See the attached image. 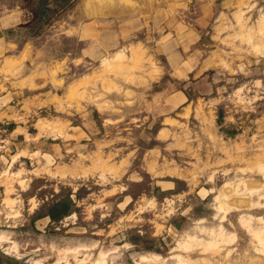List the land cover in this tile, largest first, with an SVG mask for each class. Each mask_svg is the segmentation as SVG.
<instances>
[{"label": "clouds", "instance_id": "9594fccd", "mask_svg": "<svg viewBox=\"0 0 264 264\" xmlns=\"http://www.w3.org/2000/svg\"><path fill=\"white\" fill-rule=\"evenodd\" d=\"M60 4L0 0V33L9 26L13 30L12 37L0 36V51L21 56L30 49L35 63L22 65L23 71L47 73L49 83L51 68L64 63L66 70L57 79L65 83L52 89L65 97L79 85L75 101L63 108L62 127L39 121L31 125L38 133L29 135L28 118L35 113L19 115L11 109L17 128L0 133V186L5 189L0 194V261L169 264L175 257L166 260L147 250L153 241L160 246L166 239L163 231L146 228L139 219L141 210L151 207L137 208L130 222L121 213L132 196L123 194L140 185L175 187L158 179L165 175L183 180L195 174L214 181L213 157L227 155L232 141L215 126L213 113L222 106L220 127L228 128L238 124V114L242 121L264 101V0ZM124 29L131 32L127 38ZM136 29L142 30V39ZM141 45L148 53L137 59L133 49ZM9 99L0 102V112L9 111ZM70 119L80 127L73 128ZM257 123L264 124V118ZM19 134L24 142L16 144ZM49 139L60 145L45 149ZM250 141L248 150L264 156V134ZM188 195L182 192L169 201L180 216L192 209L190 204L181 211ZM137 200L147 203L143 191ZM127 229L135 231L126 234ZM167 232L174 235L171 228Z\"/></svg>", "mask_w": 264, "mask_h": 264}, {"label": "rangeland", "instance_id": "374dc122", "mask_svg": "<svg viewBox=\"0 0 264 264\" xmlns=\"http://www.w3.org/2000/svg\"><path fill=\"white\" fill-rule=\"evenodd\" d=\"M220 2L221 0H217V3ZM68 6V0H61L60 7ZM135 31L140 33L138 38L142 39V30ZM130 34L128 29H124L126 38ZM0 36L12 37L11 26L0 33ZM147 53L148 49L143 48L142 45L133 49V55L137 59L146 56ZM30 63H35L30 49L24 51L21 56L13 55V52L8 50L0 51V102L4 97L10 96L7 102L9 111L0 112V133L11 134L17 128L11 109H16L19 115L35 113V117L28 118L29 135L38 133V129L31 125L39 121H44L53 128L62 127L65 121L63 108L65 104H72L76 99V88L79 85L74 86L66 97L62 90L52 89L53 84L65 83L62 78L57 79L66 70L64 63H57L51 68V83L48 81L47 73L31 75L25 73L21 66ZM208 71H211V68ZM191 77L192 74L189 78ZM239 79L243 80L242 77ZM258 103L260 107L257 112L246 114L242 121L238 114V124L228 128L220 127L224 123L223 107H219L213 113L215 126L224 133L226 141L228 139L232 141V145L226 149L227 155L220 153L213 157L212 162L216 167L213 182L207 183L205 176L195 174L183 180L178 179L176 174L165 175L158 179L175 187L162 190L155 184L151 189L146 185H140L134 189L130 188L123 194L131 195L132 203L128 204L121 215H127L129 221L134 222L132 218L136 216L137 208L151 207V211L141 210L139 219L146 228L164 232L166 239L160 240V246H157L155 241L148 244V251H155L166 260L175 257L169 260V264H190L197 260L202 261L203 264H264V251H262L264 250V190H261L264 188V177L260 175L261 169H264V156L259 152L249 151L247 147L251 142L250 138H259L264 134V124L257 123L264 118V101ZM58 108L61 112H57ZM93 118H97L95 114ZM68 122L73 128L80 127L76 119H70ZM23 142L24 136L19 134L16 137V144ZM53 143L60 145V141L49 139L44 143L45 149ZM11 151L15 154L16 147L13 146ZM164 156L166 154L162 155L160 164L164 163ZM20 159L27 166H31V162L26 157ZM177 164L181 165V168L186 167L179 160ZM16 167L18 164L14 166V171ZM249 168L254 171H248ZM169 171L173 170L169 169ZM180 174L184 175L183 172ZM141 191L146 195L147 203L143 201L138 203L137 197ZM237 191L245 194L237 195L235 194ZM4 192V187L0 186V194ZM182 192L190 193L185 197L181 208L182 211L183 208L192 205L191 211L186 216H180L177 207L169 202ZM117 196L120 194L107 197L105 202L114 200ZM153 196L156 197L154 203ZM12 198L14 199V196ZM195 201L201 202L195 203ZM63 210L66 211L67 206ZM54 214H58L57 210H54ZM107 223L113 221L109 220ZM169 228L173 229L174 235L168 234ZM134 231L135 229H127L126 234ZM0 264H3V261H0Z\"/></svg>", "mask_w": 264, "mask_h": 264}]
</instances>
